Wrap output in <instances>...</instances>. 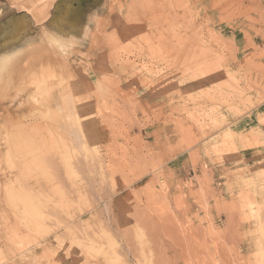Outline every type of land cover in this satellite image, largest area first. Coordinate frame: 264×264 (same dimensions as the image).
I'll use <instances>...</instances> for the list:
<instances>
[{"label": "rangeland", "instance_id": "1", "mask_svg": "<svg viewBox=\"0 0 264 264\" xmlns=\"http://www.w3.org/2000/svg\"><path fill=\"white\" fill-rule=\"evenodd\" d=\"M19 2L0 264H264V0Z\"/></svg>", "mask_w": 264, "mask_h": 264}, {"label": "crops", "instance_id": "2", "mask_svg": "<svg viewBox=\"0 0 264 264\" xmlns=\"http://www.w3.org/2000/svg\"><path fill=\"white\" fill-rule=\"evenodd\" d=\"M242 154L243 153L237 154L238 156L242 157L241 161H245L244 160L245 158H246V161H245L246 164H248L249 161H252V159H249V154L247 156L246 155H242ZM238 156H237V161L236 162H240V159L238 158ZM171 164L172 165H171V167H169V169L171 171H173V173L178 174V175H179V173H182L183 169L185 170V167H188V168L190 167L189 166V160L187 158H185L183 160L177 159L174 163L172 161Z\"/></svg>", "mask_w": 264, "mask_h": 264}, {"label": "bare ground", "instance_id": "3", "mask_svg": "<svg viewBox=\"0 0 264 264\" xmlns=\"http://www.w3.org/2000/svg\"><path fill=\"white\" fill-rule=\"evenodd\" d=\"M22 1H23V3H21ZM29 1H30V0H29ZM13 2H14V1H13ZM21 2H19L18 5H19V4H23V5L20 6V7L25 8V9L28 11V10H29V9L27 8V5H28V4L26 3L27 5L25 6V5H24V0H21ZM27 2H28V1H27ZM34 2H36V1H34ZM47 2H48V1H47ZM47 2H46V3H47ZM30 3H31V2H30ZM43 3H44V2H43ZM16 4H17V3H16ZM11 5H12V4H11ZM14 5H15V4H14ZM18 5H17V6L15 5V6L18 8ZM12 6H13V5H12ZM29 6H30V5H29ZM31 6H33V5H31ZM31 6H30V7H31ZM48 7H49V6H48ZM22 10H23V9H22ZM31 10H32V9L29 10V11H30L29 13H32ZM37 10H39V9H37ZM38 12H40V11H38ZM40 13H41V12H40ZM32 14H34V13H32ZM32 14H31V15H32ZM35 14H36V13H35ZM39 15H40V14H39ZM45 15H46V14H45ZM43 16H44V15H43ZM32 17H34V16L32 15ZM41 17H42V16H41ZM34 18H35V17H34ZM36 18H37V17H36ZM36 18H35V20H36ZM39 18H40V17H39ZM36 21H37V20H36ZM19 24H20V23H19ZM15 25H16V24H15ZM4 63H5V62H4Z\"/></svg>", "mask_w": 264, "mask_h": 264}, {"label": "clouds", "instance_id": "4", "mask_svg": "<svg viewBox=\"0 0 264 264\" xmlns=\"http://www.w3.org/2000/svg\"><path fill=\"white\" fill-rule=\"evenodd\" d=\"M86 31H87V27H86Z\"/></svg>", "mask_w": 264, "mask_h": 264}]
</instances>
